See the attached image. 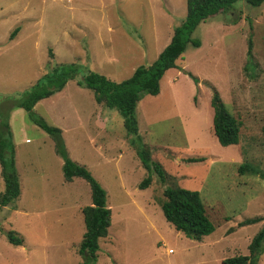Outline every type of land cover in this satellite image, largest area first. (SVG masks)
<instances>
[{
	"label": "rangeland",
	"instance_id": "1",
	"mask_svg": "<svg viewBox=\"0 0 264 264\" xmlns=\"http://www.w3.org/2000/svg\"><path fill=\"white\" fill-rule=\"evenodd\" d=\"M184 15L185 0H0V112L12 105L6 98L18 97L55 65L74 63L79 72L84 67L112 82L127 79L132 68L153 62ZM191 37L200 46L188 44L176 68L163 74L158 94H142L137 103L135 140L115 110L103 107L108 120L104 114L91 119L98 108L91 92L77 85L79 72L48 98L56 96L49 108L32 109L60 130L69 159L105 191L110 224L94 264H221L246 256L264 222L238 226L264 218V3L236 1ZM120 42L132 47L133 57L117 64ZM105 53L110 57L102 58ZM211 87L240 124L236 145L220 147L213 136ZM8 114L20 192L0 208V264H82L80 211L90 204L89 188L79 178L63 181L53 142L23 110ZM132 140L161 166L163 183L152 174L146 189L137 188L148 174ZM166 187L197 191L213 232L200 241L175 232L158 205ZM3 231L15 232L22 244L7 243ZM258 263L264 264V252Z\"/></svg>",
	"mask_w": 264,
	"mask_h": 264
},
{
	"label": "trees",
	"instance_id": "2",
	"mask_svg": "<svg viewBox=\"0 0 264 264\" xmlns=\"http://www.w3.org/2000/svg\"><path fill=\"white\" fill-rule=\"evenodd\" d=\"M236 1H243L249 6L258 7L264 0H185V15L179 25L172 30L168 44L161 50L155 60L148 66L136 67L131 75L121 81L112 82L105 76L92 72L84 67L79 72V65L64 64L55 65L49 72L42 75L28 90L20 93L16 98H6L5 103L11 100L12 105L7 107L8 111L0 112V179L3 190L0 192V208L8 205L18 198L19 183L14 164V146L12 135L8 125L10 110L19 108L23 110L28 120L54 144V152L62 159L60 167L64 182H71L73 178L83 180L90 193V204L81 208L82 223L84 231L78 245V254L82 258V264H94L97 260L99 241L107 235L110 224V211L106 206L105 191L93 179L84 166L78 165L66 154L60 130L48 125L41 117L32 114L33 106L40 100L46 99L62 90L68 81L74 80L77 73L80 78L76 80L78 86L89 90L93 101L100 107L115 110L123 119V128L127 134L138 138L137 124L135 120V108L142 94L156 96L159 92V81L168 69L176 68L175 61L181 57L185 47L189 44L192 48H198L200 41L191 35L196 27L207 19L216 16L221 11L230 7ZM17 32L13 29L9 38ZM250 40L247 42V55H250ZM48 57H52L50 51ZM246 67V66H245ZM244 67V69H246ZM196 86V77L187 74ZM4 103V104H5ZM209 106L212 111L211 128L213 136L220 147L236 145L238 143L239 122L227 112L218 92L211 87ZM264 131V126H263ZM139 141V139H137ZM131 144L135 148L136 156L147 172V176L137 185L140 190L150 185L152 174L160 183L166 178V173L161 166L150 160V154L146 146ZM187 163L202 162V158L185 159ZM244 167L240 165L237 170L242 174ZM159 207L163 219L175 232L184 237L200 241L202 237L208 236L214 230L213 225L205 216L197 191H189L178 187H166L161 193ZM264 221V218L253 217L244 219L239 227ZM7 243L12 246L22 244V239L12 231L2 232ZM246 256H233L223 259L221 264H259L258 259L264 252V222L258 232L251 238L247 246Z\"/></svg>",
	"mask_w": 264,
	"mask_h": 264
},
{
	"label": "crops",
	"instance_id": "3",
	"mask_svg": "<svg viewBox=\"0 0 264 264\" xmlns=\"http://www.w3.org/2000/svg\"><path fill=\"white\" fill-rule=\"evenodd\" d=\"M136 42H138V40H136ZM169 42V41H168ZM168 42L165 44V46L168 44ZM121 43V42H120ZM141 44H143V42L141 41ZM164 46V47H165ZM163 47V48H164ZM129 47H125L124 45H122V43L121 44H119V49H120V56L119 55H117V54H115V57H114V59H116L115 60V63H117V64H120V62H127V61H129V60H131V58L133 57V54H132V47H130L129 49H128ZM162 48V47H161ZM162 48V49H163ZM161 50V49H160ZM159 50V51H160ZM117 51H118V45H117ZM145 51H147V49L145 50ZM157 52V54H156V57H157V55L161 52ZM110 57V55H107L106 53L102 56V58H109ZM155 57V56H154ZM155 57V58H156ZM91 59H92V57H90ZM155 58H154V60H155ZM153 60V61H154ZM136 67H134V68H132V70H131V72L135 69ZM102 67H100V70L102 71ZM101 73H103V72H101ZM71 81H73V80H71ZM80 87V86H79ZM64 88V87H63ZM62 88V89H63ZM85 89V88H84ZM87 90V89H86ZM89 91V90H88ZM57 93H60V91L59 92H57ZM54 95V94H53ZM52 95V96H53ZM52 96H50V97H52ZM50 97H48V98H50ZM56 97V96H55ZM53 98L51 101H48L47 102V100H48V98H46V99H42V100H40V101H38L33 107H35L36 105H38V106H41V104H42V106L43 107H45V108H49L55 101H53V100H55L56 98ZM58 97H61V94L60 95H58ZM57 97V98H58ZM93 99V98H92ZM95 103V102H94ZM96 104V103H95ZM97 105V104H96ZM95 108H98V110L96 111V110H94L92 113H91V119H95V117L97 116V114L98 115H101V114H104L105 115V118L104 119H106V120H108V116H107V114L108 113H106V112H104V109L102 108V107H100V106H98L97 105V107H95ZM19 109V108H18ZM86 118V120H88V118H87V116L85 117ZM9 122L10 123H12V114H11V117L8 119V125H9ZM100 127V126H99ZM98 129V128H97ZM98 130H100V129H98ZM12 140H14V135H13V137H12ZM25 142L27 141V140H24ZM13 146H15L14 145V143H13ZM14 156H15V152H14ZM14 163H15V160H14Z\"/></svg>",
	"mask_w": 264,
	"mask_h": 264
}]
</instances>
